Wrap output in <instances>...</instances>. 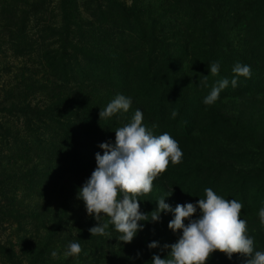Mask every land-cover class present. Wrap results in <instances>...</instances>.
<instances>
[{
    "label": "rangeland",
    "instance_id": "rangeland-1",
    "mask_svg": "<svg viewBox=\"0 0 264 264\" xmlns=\"http://www.w3.org/2000/svg\"><path fill=\"white\" fill-rule=\"evenodd\" d=\"M75 1H66L63 10L75 8ZM117 1L130 6L134 0ZM55 6L58 10V4ZM77 6L79 13L89 20L91 13L100 11L96 0H77ZM97 28L110 36L117 34L119 37L114 41L122 35L113 25ZM34 40L38 43L39 36L35 35ZM128 41L124 38L122 43ZM0 44V264H151L153 255L166 258L170 249L164 245L179 238L168 227L174 218L172 213H161L159 222L141 221L145 227L131 243L120 241V234L110 224L105 235L92 236L89 229L98 222L87 214L77 194L96 167L84 174L63 173L58 178L49 170L55 168L54 163L43 165V161H35L26 152L30 137L23 125L24 115L16 111L6 113L4 110L9 106L1 94L3 89L18 83L20 69L27 68V63H35L37 55L30 58L17 55L1 26ZM217 51L218 59L197 66L192 75H185L191 85L185 93L189 101L185 110H177L175 122H179L181 131L174 138L183 152L182 162L170 163L156 178L152 192L141 197L140 210L150 219L157 207L156 200L172 191L166 203L175 207L188 202L195 204L205 198L204 190L211 188L225 199L242 203L241 218L247 222V233L254 239L256 250L264 251V227L258 217L260 207L264 206V29L246 27L226 35ZM213 62L220 65L215 76L209 68ZM238 62L250 66L251 78L238 77V86L233 88L232 70ZM105 68L101 65L99 71L104 72ZM122 74L119 70L115 73L117 82H122ZM225 78L229 80L228 87L213 105H205L203 100L211 88ZM137 108L131 105L130 122ZM142 122L155 135L163 133L161 124L144 118ZM39 127H34L32 139H49V127ZM169 129L173 130L171 126ZM33 163L39 165V180L45 185L38 190L26 182V177L36 175ZM198 215L199 210L193 218ZM108 219L102 217L101 223ZM153 241L159 242V247L150 249L148 244ZM70 242L81 245L78 257H64ZM53 251L57 252L55 259L51 256ZM250 259L238 253L228 259L226 254L216 251L206 264H248Z\"/></svg>",
    "mask_w": 264,
    "mask_h": 264
},
{
    "label": "trees",
    "instance_id": "trees-1",
    "mask_svg": "<svg viewBox=\"0 0 264 264\" xmlns=\"http://www.w3.org/2000/svg\"><path fill=\"white\" fill-rule=\"evenodd\" d=\"M66 1L73 0H0V26L11 49L37 55L35 63L20 69L17 84L2 90L9 106L4 111L24 115L30 137L26 152L43 165L54 163L49 170L58 178L95 168L96 153H104L99 145L114 143L115 129L130 123V109L110 120L100 118L101 108L118 94L130 96L133 107L161 124L163 133L179 137L177 110H185L191 89L185 75L218 59L226 35L246 27L264 29V0H134L130 6L96 0L100 11L91 13V20L79 13L77 0L75 8L63 10ZM97 25H113L122 35L114 41L117 34ZM124 38L129 41L122 43ZM117 70L123 73L121 83L114 77ZM38 125L49 127V139H32ZM39 170L33 163L36 175L26 177L36 190L45 187Z\"/></svg>",
    "mask_w": 264,
    "mask_h": 264
},
{
    "label": "clouds",
    "instance_id": "clouds-1",
    "mask_svg": "<svg viewBox=\"0 0 264 264\" xmlns=\"http://www.w3.org/2000/svg\"><path fill=\"white\" fill-rule=\"evenodd\" d=\"M210 74H219L220 65H209ZM231 86H238V77L251 78L250 66L239 62L233 67ZM227 78L217 81L204 98L205 105H213L222 90L227 88ZM132 98L118 94L100 111L101 120L129 111ZM175 118L176 113H172ZM143 112L137 108L130 123L115 129V142L99 145L104 153H96V168L79 188L77 198L84 202L86 212L98 222L89 229L92 236L105 235L109 224L119 233L118 239L131 243L139 231L143 230L141 221L159 222L161 213H172L174 218L168 227L179 234L177 242L164 245L170 249L166 258L153 255L151 264H206L216 251L232 259L233 254L251 257L248 264H264V251L256 250L255 241L247 233V222L241 218L242 203L236 199H225L213 189L204 190L205 198L195 204L188 202L175 207L166 203V197L173 191L156 200L157 207L151 218L140 210L141 197L153 190V182L164 173L169 164L182 162L183 152L179 142L168 132L155 135L143 124ZM199 210L197 218L193 215ZM108 222L101 223L102 217ZM259 221L264 227V206L258 211ZM187 220V223L185 222ZM182 230V231H181ZM150 249L159 247V242L148 244ZM82 248L78 242H70L63 255L65 258L78 257ZM53 259L57 252L51 253Z\"/></svg>",
    "mask_w": 264,
    "mask_h": 264
}]
</instances>
